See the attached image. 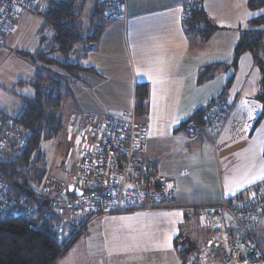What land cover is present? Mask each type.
<instances>
[{"label":"crops","instance_id":"obj_1","mask_svg":"<svg viewBox=\"0 0 264 264\" xmlns=\"http://www.w3.org/2000/svg\"><path fill=\"white\" fill-rule=\"evenodd\" d=\"M247 1L202 0L217 25L204 39L185 28V0H128L127 20L106 18L102 0H75L79 30L88 35L97 26L102 29L95 40L77 42L66 56L90 68L69 76L74 84L69 97L74 91L77 104L74 116L107 111L119 116L132 108L138 86L145 85L142 156L175 181L178 205L97 217L55 264H236L209 245L210 230L181 205L264 196V179H253L264 168V116L257 122L263 103L255 96L260 69L250 52L233 64L235 46L251 27L249 20L264 14V7L251 10ZM52 36L42 14L22 11L0 48V67L16 55L28 65L32 84L37 70L52 66L19 50L35 54L52 45ZM25 41L27 47L22 48ZM215 99L225 107L219 134L209 128L206 117ZM198 109L205 110L204 133L189 139L182 127ZM71 116L65 119L68 134ZM245 172L253 182L239 187L237 181ZM228 218L240 239L242 230L232 216ZM247 226L264 249L259 238H264V211Z\"/></svg>","mask_w":264,"mask_h":264},{"label":"built area","instance_id":"obj_2","mask_svg":"<svg viewBox=\"0 0 264 264\" xmlns=\"http://www.w3.org/2000/svg\"><path fill=\"white\" fill-rule=\"evenodd\" d=\"M102 1L106 5V18L128 19V0ZM201 2L185 0L182 19L190 16L195 5ZM41 5V0H3L0 45L3 36L15 29L21 9H30L36 15ZM261 59H264V40L254 58L255 63ZM136 106L137 99L130 110H123L119 116L108 111L101 115L88 112L71 116L69 131L76 128L75 140L81 142L75 176L68 182L47 176L40 188L42 196L49 200L50 209L57 215L53 230L60 236L73 241L85 232L92 220L108 214L178 205L175 181L142 159L145 124L139 120ZM224 108L221 101H215L207 109L208 126L217 134L222 130ZM182 132L187 138L195 139L204 129L197 120L190 119ZM26 142L27 132L18 124L4 123L0 116V151L20 153ZM69 186L73 190H69ZM181 208L196 214L200 224L210 230L209 245L217 249L225 261L258 264L264 260V249L247 226L264 211V196L240 202L223 198L214 203L182 204ZM34 209L35 205L18 197L13 185L0 171V220L7 214L28 217ZM229 216L243 232L240 239L229 224Z\"/></svg>","mask_w":264,"mask_h":264},{"label":"trees","instance_id":"obj_3","mask_svg":"<svg viewBox=\"0 0 264 264\" xmlns=\"http://www.w3.org/2000/svg\"><path fill=\"white\" fill-rule=\"evenodd\" d=\"M41 2V11L37 14H42L47 26L51 27L53 43L50 47H42L35 54L19 51L23 56L32 55L37 60L47 62L52 68L42 67L36 71L32 80L36 88L35 92L31 95H22L21 104L14 115H9L0 109V116L4 123L18 124L27 132V142L20 153L0 151L1 174L13 185L18 197L30 205H35V209L28 217L7 214L4 219L0 220V264H55L82 235L71 241L53 230L57 215L50 209L49 200L42 196L36 186L45 174L42 168L41 141L57 136L66 129L61 107L63 100L71 93L69 76L90 69L70 61L66 56L77 42L95 40L101 32L102 25L97 26L90 34L84 35L75 23L77 17L74 9L75 0H48L47 5L44 4V0ZM2 4L3 0H0V9ZM247 4L251 10L260 9L264 7V0H248ZM22 11L33 13L30 9H21L20 15ZM249 24L251 27L241 34L235 46L234 65L244 52H250L253 57H256L264 40V28L262 27L264 14L251 18ZM184 25L187 32L204 39L209 38L217 29V25L208 17L201 3L195 5L190 16L184 19ZM6 35L3 36L0 48L3 46ZM258 65L260 79L259 89L255 96L263 103V109L257 122L264 116V59H261ZM46 81L51 82L49 88L42 86ZM146 95V86L139 85L136 107L138 118L142 122ZM215 101L216 99L211 103ZM203 112L205 110H196L190 119H195L201 124Z\"/></svg>","mask_w":264,"mask_h":264},{"label":"rangeland","instance_id":"obj_4","mask_svg":"<svg viewBox=\"0 0 264 264\" xmlns=\"http://www.w3.org/2000/svg\"><path fill=\"white\" fill-rule=\"evenodd\" d=\"M86 13L87 11L85 10V14ZM83 17L89 20V16ZM263 26L264 25H262V27ZM32 32L30 33V36H32ZM26 45L27 43L25 41L21 47L26 48ZM30 73L28 65L19 61L16 55L9 58L0 67V109L9 115H14L17 112L21 104L22 95H31L35 92V86L28 81ZM50 84V81H46L42 84V86L44 88H49ZM69 85L70 87H74V84L72 83ZM73 94L74 91L70 97L63 100L61 107V112L67 121L77 110L76 101L72 98ZM65 128L64 132H61L59 135L46 138L41 141L43 155L42 168L45 172L43 179L46 176H53L62 181L68 182L75 176V165L80 158L79 150L81 142L75 140V132L77 131L76 128L69 131V134L67 133V127ZM43 179H41L39 184L36 186L39 190ZM85 235L86 232L81 238ZM259 238L264 242V238Z\"/></svg>","mask_w":264,"mask_h":264},{"label":"snow or ice","instance_id":"obj_5","mask_svg":"<svg viewBox=\"0 0 264 264\" xmlns=\"http://www.w3.org/2000/svg\"><path fill=\"white\" fill-rule=\"evenodd\" d=\"M2 11V10H0ZM260 12H249V16H254V15H260ZM251 169H249L250 171ZM253 179H264V168L261 169L259 176L253 177ZM253 179L248 178V172H245L244 175L237 181V184L239 187H243L244 183H252ZM231 191V189H230Z\"/></svg>","mask_w":264,"mask_h":264},{"label":"water","instance_id":"obj_6","mask_svg":"<svg viewBox=\"0 0 264 264\" xmlns=\"http://www.w3.org/2000/svg\"><path fill=\"white\" fill-rule=\"evenodd\" d=\"M69 190H73L72 186H69ZM78 193H81V191H77Z\"/></svg>","mask_w":264,"mask_h":264}]
</instances>
